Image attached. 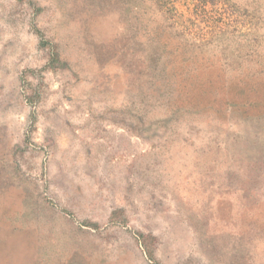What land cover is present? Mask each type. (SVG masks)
<instances>
[{"label": "rangeland", "instance_id": "374dc122", "mask_svg": "<svg viewBox=\"0 0 264 264\" xmlns=\"http://www.w3.org/2000/svg\"><path fill=\"white\" fill-rule=\"evenodd\" d=\"M0 264H264V0H0Z\"/></svg>", "mask_w": 264, "mask_h": 264}]
</instances>
